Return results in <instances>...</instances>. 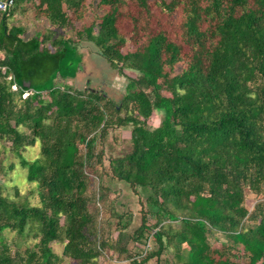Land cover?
Wrapping results in <instances>:
<instances>
[{"label": "trees", "instance_id": "trees-1", "mask_svg": "<svg viewBox=\"0 0 264 264\" xmlns=\"http://www.w3.org/2000/svg\"><path fill=\"white\" fill-rule=\"evenodd\" d=\"M12 1L0 17V144L21 159L38 204L0 186V264H97L110 252L146 264L163 249L173 252L170 264H264V0ZM27 5L49 24L38 37L8 22ZM82 41L126 77L117 103L59 83L72 66L77 73ZM155 112L162 118L150 128ZM127 126L129 152L109 160V171L91 165L97 141ZM36 142L38 157L24 161ZM102 176L144 196L132 240L151 236L155 253L137 260L120 243L127 212L116 215L118 243L103 237L109 190L93 188ZM247 193L258 199L251 212ZM6 231L36 241L13 253ZM212 235L225 242L211 244ZM52 243L63 244L61 256Z\"/></svg>", "mask_w": 264, "mask_h": 264}, {"label": "rangeland", "instance_id": "rangeland-1", "mask_svg": "<svg viewBox=\"0 0 264 264\" xmlns=\"http://www.w3.org/2000/svg\"><path fill=\"white\" fill-rule=\"evenodd\" d=\"M10 25H20L24 28V38L38 37L44 33L49 27L46 20L36 17L34 9L27 5L16 11V14L8 21ZM78 26V24L76 25ZM169 32L172 38H178L179 27L176 24L165 25V28ZM65 38L75 37L71 32L66 30L61 31ZM129 45L125 50L130 49ZM76 55L73 58V63L79 62L77 73L73 74V66L69 70V79L67 81H59L64 87L70 88L72 91L85 92L86 90H93L105 95V98L117 103L124 92V86L126 83V77L120 75L116 70L111 68L109 63L102 58L95 46L90 42H80ZM124 75L129 78H135L137 75L131 71H125ZM123 117V112L120 113ZM162 118L161 112H155L150 118L148 126L155 128L159 125ZM130 127H117L109 129L106 137L102 140H98L93 150V160L91 165L97 167L100 164L103 170L109 171V160H113L130 150ZM3 144H0V159L2 160L3 170L0 174V186L3 188V192L6 196L16 202L27 201L30 205L34 206L38 204V198L33 184H29L26 179V169H23L20 165V158L10 153L7 149L3 151ZM8 145H6L7 147ZM81 154L84 153V148L80 147ZM101 152V163L97 162V154ZM39 155V144L36 142L35 146L28 148L21 154V158L24 161H33ZM103 160V161H102ZM98 168V167H97ZM96 168V169H97ZM99 170V168H98ZM98 184L103 187H107L109 192L108 198L102 207V215H99L98 222L99 228L103 234V237L108 239L111 243H118L117 236L120 230L118 219L116 215L122 213L131 214V222L123 229L124 233L121 237L120 243L127 249L129 253L137 260L143 259L145 256L151 253H155L158 250V243L153 240L151 236H148L147 240L135 243L132 240V236L136 233L141 224V217L146 211L145 198L141 194L135 195L129 190L123 183L104 178L102 176L101 181L97 182L94 178L93 188L97 189ZM264 189V186H263ZM97 192V191H96ZM264 202V196L262 197ZM258 202V199L250 194H246L245 207L248 212H251L254 205ZM101 208V206L97 205ZM126 213V214H127ZM152 225L153 221H149ZM168 224V223H165ZM171 228H177V223H170ZM122 231V230H120ZM4 238L7 245L10 247L13 253L22 252L25 248L32 247L36 240L33 239V235L26 232L23 236H18L11 232H4ZM211 244L224 243L225 239L221 235H212L209 238ZM164 242V239H163ZM51 248L57 256H61L63 250V244L52 243ZM172 250L163 249V251L157 256L149 260L146 264H170L172 261ZM68 262L65 259L62 264ZM129 260H122L118 257L117 253L103 254L97 264H128Z\"/></svg>", "mask_w": 264, "mask_h": 264}, {"label": "built area", "instance_id": "built-area-1", "mask_svg": "<svg viewBox=\"0 0 264 264\" xmlns=\"http://www.w3.org/2000/svg\"><path fill=\"white\" fill-rule=\"evenodd\" d=\"M13 6L12 0H0V17L6 13ZM3 70V69H2ZM10 80V77H8ZM18 88L16 86H12V90L16 91ZM31 94V92H24L22 98H26Z\"/></svg>", "mask_w": 264, "mask_h": 264}]
</instances>
